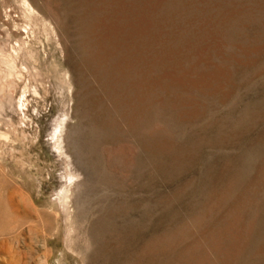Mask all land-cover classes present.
<instances>
[{
  "label": "rangeland",
  "instance_id": "rangeland-1",
  "mask_svg": "<svg viewBox=\"0 0 264 264\" xmlns=\"http://www.w3.org/2000/svg\"><path fill=\"white\" fill-rule=\"evenodd\" d=\"M0 0V264H264V0Z\"/></svg>",
  "mask_w": 264,
  "mask_h": 264
},
{
  "label": "bare ground",
  "instance_id": "bare-ground-1",
  "mask_svg": "<svg viewBox=\"0 0 264 264\" xmlns=\"http://www.w3.org/2000/svg\"><path fill=\"white\" fill-rule=\"evenodd\" d=\"M24 5L28 9V11L33 12L35 7L28 0H24Z\"/></svg>",
  "mask_w": 264,
  "mask_h": 264
}]
</instances>
